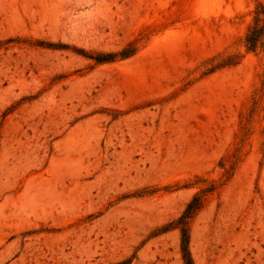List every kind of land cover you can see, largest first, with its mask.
<instances>
[{
    "label": "rangeland",
    "instance_id": "374dc122",
    "mask_svg": "<svg viewBox=\"0 0 264 264\" xmlns=\"http://www.w3.org/2000/svg\"><path fill=\"white\" fill-rule=\"evenodd\" d=\"M182 227L264 264V0H0V264H184Z\"/></svg>",
    "mask_w": 264,
    "mask_h": 264
},
{
    "label": "trees",
    "instance_id": "16d2710c",
    "mask_svg": "<svg viewBox=\"0 0 264 264\" xmlns=\"http://www.w3.org/2000/svg\"><path fill=\"white\" fill-rule=\"evenodd\" d=\"M120 56L124 57L125 55L122 53ZM100 60V59H97ZM197 202V198H194L186 207L184 210L182 216L180 217L181 222L184 221L185 218H187L193 209L195 208ZM181 255H182V260L184 264H193L189 251H188V234L186 227L181 228Z\"/></svg>",
    "mask_w": 264,
    "mask_h": 264
},
{
    "label": "bare ground",
    "instance_id": "6f19581e",
    "mask_svg": "<svg viewBox=\"0 0 264 264\" xmlns=\"http://www.w3.org/2000/svg\"><path fill=\"white\" fill-rule=\"evenodd\" d=\"M57 177V176H56ZM59 181H60V178H59ZM57 182V181H56ZM39 188V187H38ZM45 188V187H44ZM28 198V202H27V205H23L26 209L31 210V209H36L38 207V205L41 204V202L44 200V197H43V194L40 193L39 191H37V193H34V194H29V196L27 197ZM55 198V197H54ZM25 200V199H24ZM27 201V200H25ZM22 208V207H21ZM23 208V209H25ZM17 209V208H16ZM22 209V210H23ZM3 211V209H2ZM24 211V210H23ZM29 214V213H28Z\"/></svg>",
    "mask_w": 264,
    "mask_h": 264
}]
</instances>
